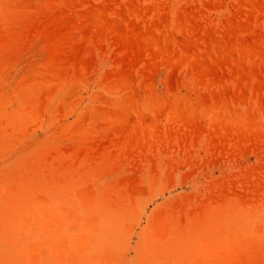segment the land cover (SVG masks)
<instances>
[{
  "label": "rangeland",
  "instance_id": "374dc122",
  "mask_svg": "<svg viewBox=\"0 0 264 264\" xmlns=\"http://www.w3.org/2000/svg\"><path fill=\"white\" fill-rule=\"evenodd\" d=\"M32 1L0 6V264H263L264 0Z\"/></svg>",
  "mask_w": 264,
  "mask_h": 264
},
{
  "label": "bare ground",
  "instance_id": "6f19581e",
  "mask_svg": "<svg viewBox=\"0 0 264 264\" xmlns=\"http://www.w3.org/2000/svg\"><path fill=\"white\" fill-rule=\"evenodd\" d=\"M4 1L6 2V0H0V6H1V4H2ZM33 1H34V0H33ZM33 1H32V2H33ZM158 1H159V0H158ZM176 1H177V0H176ZM17 2H18V1H17ZM17 2H16V3H17ZM20 2H21V0H20ZM150 2H151V1H150ZM152 2H153V1H152ZM155 2H156V1H155ZM167 2H168V1H167ZM167 2H166V3H167ZM252 2H253V5H255L254 3H256L257 1L254 2V0H252ZM21 3H23V2H21ZM43 3H44V2H43ZM128 3H129V2H128ZM248 3L250 4V1H249V0H248ZM27 4L29 5L28 2H27ZM27 4H26V5H27ZM37 4H38V3H37ZM148 4H149V3H148ZM158 4H159V3H158ZM167 4H168V3H167ZM177 4H178V3H177ZM180 4H181V3H180ZM8 5H9V4H8ZM16 5H17V4H16ZM18 5H19V4H18ZM21 5H22V4H21ZM41 5H42V4H41ZM149 5H151V4H149ZM251 5H252V4H251ZM23 6H24V5H23ZM37 6H38V5H37ZM147 6H148V5H147ZM164 6H166L165 3H164ZM180 6H182V5H180ZM139 7H140V8H138V10H141V6H139ZM176 7H177V6H176ZM152 8H153V7H152ZM169 8H170V7H169ZM169 8H168V9H169ZM38 9H39V8H38ZM41 9H42V7H41ZM158 9H159V6H158ZM37 11H38V10H37ZM143 11H144V10H143ZM151 11H152V10H151ZM182 11H183V10H182ZM27 12H28V11H27ZM41 12H42V11H41ZM137 12H138V11H137ZM173 12H174V8H173ZM176 12H177V11H176ZM22 13H23V12H22ZM33 13H34V11H33ZM42 13H43V12H42ZM146 13H147V12H146ZM19 14H21V13H19ZM26 14H27V13H26ZM34 14H35V13H34ZM29 15H30V14H29ZM152 15H154V14H152ZM164 15H165V14H164ZM170 15H171V14H170ZM187 15H188V14H187ZM187 15H186V16H187ZM14 16H15V15H14ZM14 16H13V17H14ZM25 16H26V15H25ZM27 16H28V14H27ZM166 16H167V15H166ZM178 16H179V14H178ZM0 17L2 18L1 13H0ZM29 17H30V16H29ZM31 17H32V16H31ZM160 17H161V14H160ZM174 17H175V16H174ZM179 17H180V16H179ZM188 17H189V16H188ZM188 17H186V18H188ZM7 18H8V17H7ZM7 18H6V19H7ZM43 18H44V17H43ZM165 18L167 19V17H165ZM165 18L162 17V18H160V19H161V20H162V19L165 20ZM172 18H173V17H172ZM189 18H190V21H191V24H192L193 22H192V20H191V17H189ZM22 19H23V18H22ZM22 19H21V20H22ZM33 19H34V16H33ZM33 19H32V20H33ZM104 19H105V18H104ZM104 19H103V20H104ZM4 20H5V19H0V33L2 32V29H4V28H3L4 25H5V24H4ZM7 20H8V19H7ZM14 20H15V17H14ZM30 20H31V18H30ZM40 20H41V18H40ZM45 20H47V19H45ZM45 20L42 19V21H44V22H45ZM48 20H49V19H48ZM50 20H51V19H50ZM97 20L100 21L99 18H98ZM174 20H175V19H174ZM182 20H183V18L181 19V17H180L178 21L183 22ZM185 20H187V19H185ZM27 21H28V20H27ZM166 21H167V20H166ZM175 21H176V20H175ZM10 22H11V21H10ZM39 22H40V21H39ZM100 22H101V21H100ZM176 22H177V21H176ZM7 23H8V22H6V24H7ZM29 23H30V21H29ZM177 23H178V22H177ZM25 24H27V23H25ZM30 24H31V23H30ZM33 24H35V23H33ZM39 24H40V23H39ZM172 24H173V22H172ZM175 24H176V23H175ZM178 24H179V23H178ZM184 24H185V23H184ZM193 24H194V23H193ZM22 25H23V24H22ZM99 25H100V24H99ZM23 26H24V25H23ZM40 26H42V25H40ZM179 26H180V25H179ZM181 26H182V25H181ZM188 26H189V25H188ZM10 27H12V26H10ZM20 27H21V25H20ZM25 27H26V26H25ZM182 27H183V26H182ZM5 28H6V27H5ZM16 28H17V27H16ZM21 28H23V27H21ZM29 28H31V27H29ZM192 28H193V27H192ZM192 28H191V29H192ZM23 29H24V28H23ZM186 29H188V28H186ZM191 29H190V30H191ZM14 30H15V28H14ZM31 30H33V29H31ZM31 30H30V31H31ZM6 31H7V29H6ZM25 31H26V29H25ZM30 31H28V34H29V35H30V33H29ZM191 31H192V30H191ZM181 32H182V31H181ZM186 32H187V30H186ZM8 33H9V32H8ZM13 33H14V32H12V34H13ZM182 33H183V32H182ZM2 34H3V33H2ZM2 34H1V35H2ZM22 34H23V33H22ZM3 35H4V34H3ZM16 35H17V34H16ZM20 35H21V34H20ZM29 35H27V36H29ZM184 35H185V34H184ZM4 36H6V35H4ZM4 36L1 37V39H0V45H3L2 42H3V40H4ZM34 36H35V35H34ZM37 36H38V35H37ZM11 37H12V36H11ZM16 37L18 38V36H16ZM167 37H170V36L167 35ZM21 38L23 39L22 36H21ZM154 38H155V37H153V39H154ZM185 38H187V37H185ZM190 38H192V37L189 36V38L186 39V42L188 41V39L190 40ZM7 39H8V38H7ZM12 39H13V38H12ZM25 39H26V38H25ZM25 39H24V40H25ZM39 39H40V38H39ZM192 39H193V38H192ZM27 40H28V39H27ZM150 40H151V38L149 39V42H150ZM17 41H18V40H17ZM28 41H29V40H28ZM157 41H158V40H157ZM180 41H181V40H180ZM184 41H185V40H184ZM18 42H20V41H18ZM25 43H26V42H25ZM151 43H154V41L150 42L149 45H150ZM177 43H178V42H177ZM158 44H159V43H158ZM11 45H12V44H11ZM38 45H39V42H38ZM15 46H17V45H15ZM18 46H19V45H18ZM18 46H17V47H18ZM158 46H159V45H158ZM10 47H11V46H10ZM159 47H160V46H159ZM236 47H237V46H236ZM243 47H244V46H241L240 49H238V51H239V50H240V51H241V50H242V51H243V50L245 51L246 49H244L245 47H244V48H243ZM1 48H2V47H1ZM14 48H15V47H14ZM18 48H19V47H18ZM27 48H28V47H27ZM40 48H42V47H40ZM160 48H162V47H160ZM248 48H250V47H248ZM248 48H247V49H248ZM157 49H158V50H156V51H159V48H158V47H157ZM17 50L19 51V49H17ZM162 50H165V49H162ZM253 50H254V49H252L251 52L249 51V52H250L249 54H251V55L254 54V53H252ZM3 51H5V50H3ZM166 51H167V50H166ZM257 51H258V50H257ZM257 51H256V52H257ZM159 52H160V51H159ZM161 52L163 53V51H161ZM167 52H169V51H167ZM254 52H255V51H254ZM15 53H16V52H15ZM240 53H241V52H240ZM167 54H168V53H167ZM167 54H166V53L164 54V55L166 56V58L168 57ZM17 55H18V54H17ZM22 55H23V54H22ZM22 55H21V56H22ZM251 55H250V57H251ZM162 56H163V54H162ZM171 56H172V59H173L174 56L177 57V55H176L175 53L172 54ZM171 56H170L168 59H170ZM16 58H17V57H16ZM36 59H37V58H36ZM177 59H178V58H177ZM15 60H16V59H15ZM15 60H14V61H15ZM236 62H237V61H236ZM9 63H10V62H9ZM19 63H20V62H19ZM60 63H61V62H60ZM17 64H18V63H17ZM17 64H16V65H17ZM0 67H1V64H0ZM3 69H4V68H3ZM1 71H2V70H1ZM3 71H4V70H3ZM36 71H37V70H36ZM2 74H3V72H2ZM3 78H4V77H3ZM125 84L127 85V83H124V85H125ZM4 85H5V84H4ZM0 91H1V90H0ZM144 97H145V96H144ZM131 98H132V97H131ZM158 99H159V98H158ZM149 100H151V104L155 105V104H154V101H153L151 98H150ZM149 100H148V102H149ZM170 100H171V99H170ZM170 100L168 99V101H170ZM176 100H177V99H175V101H176ZM180 100H181V99H180ZM180 100L178 101V102H179L178 104H177V102H175L176 104H174V106H178V105L181 103ZM219 100H220V99H219ZM219 100H215V102H218V103H219ZM222 100H223V99H222ZM222 100H221V101H222ZM155 101H156V105H157V102L161 103V102H160V101H161L160 99H159L158 101H157V100H155ZM166 101H167V100H166ZM185 101H187V100H185ZM189 101H190V100H189ZM152 102H153V103H152ZM190 102H191L192 106H193L194 103H195V105H194L195 107L193 106L191 110H193V108H197V107L199 106V105H198L199 102H198V104H196L197 101L194 102V101L192 100V101H190ZM192 102H193V103H192ZM215 102L213 103V105H215ZM222 102H223V101H222ZM226 102H227V104H226ZM241 102H242V101H241ZM149 103H150V102H149ZM159 103H158V105H161V104H159ZM183 103H184V102H183ZM218 103H217V105H218ZM151 104H148V105L151 106ZM223 104L228 105V100L225 99V102H224V103H221L220 106L222 107ZM261 104H264V101H262ZM158 105H157V108L163 109L162 105L159 106V107H158ZM165 105H166V104H165ZM172 105H173V104H172ZM180 105H181V104H180ZM213 105L211 104L210 106L213 107ZM169 106H171V104H169ZM215 106H216V105H215ZM218 106H219V105H218ZM155 107H156V106H155ZM155 107H151V108L155 109ZM161 107H162V108H161ZM190 107H191V106H190ZM229 107H230V105H229ZM245 107L247 108V106H245ZM157 108H156V109H157ZM164 108H165V106H164ZM174 108H175V107H172V108H171V111H172V109H174ZM209 108H210V107H209ZM214 108H215V107H214ZM263 108H264V107H262V109H263ZM187 109H188V108H187ZM224 110H225V109H224ZM224 110H223V112H224ZM247 110H248V109H246L245 111H247ZM252 110H253V109H252ZM175 111H176V108H175ZM193 111H194V110H193ZM238 111H239V110H238ZM177 112H179V111H177ZM236 112H237V111H236ZM247 112H248V111H247ZM253 112H254V110H253ZM225 113H226V112H225ZM228 113H229V112H228ZM179 115H180V114H179ZM231 115H232V114H231ZM240 115H242V117H241V119L239 120V116H240ZM213 116H215V115H213ZM250 116H252V111H251V115H250ZM177 117H178V114H177ZM180 117H182V116H180ZM252 117H253V116H252ZM252 117H249V115H247L246 113H245V114H242L241 112H238V113L232 115V116L230 117V119L233 120L234 122H236V123H234V124H237V125H239V127L241 126V128H243V129L241 130L242 132H247V131L250 130V126H251V125H252V126H253V125L255 126V125L258 124V122H259V121H256L257 123L254 122V121H255V120H254L255 118L253 119ZM252 126H251V127H252ZM254 126H253V127H254ZM256 128H257V129H256ZM256 128H255V130H258V129L260 128L259 125H257ZM262 128H263V131H264V127H262ZM259 130H260V129H259ZM130 132H131V130H130ZM239 132H240V131H239ZM239 132H237V133H239ZM249 132H250V131H249ZM135 133H136V132H135ZM256 133H258V131H256ZM256 133H255V136H256ZM259 133H260V131H259ZM259 133H258V134H259ZM131 134H132V132H131ZM244 134H246V133H244ZM252 134H253V133H252ZM261 134H263V132H261ZM132 135H133V134H132ZM259 135H260V134H259ZM233 136H234V135H233ZM241 136H242V135H241ZM245 136H246V135H245ZM255 136H254V137H255ZM262 136H263V135H262ZM236 137H237V136H236ZM239 137H240V135H239ZM129 138H131V137H129ZM237 139H238V138H237ZM262 139H264V137H263ZM131 140H132V143H133V142H134L133 139H131ZM136 141H137V140H136ZM260 172H261V171H260ZM260 184H261V183H260ZM259 188H260V187H259ZM89 191H91V189H90ZM89 191H88V193H89ZM235 193H236V192H235ZM86 194H87V193H86ZM93 194H94V193H93ZM90 195H91V194H90ZM91 196H92V195H91ZM43 198H44V197H43ZM46 198H47V197H46ZM42 201H43V200H42ZM50 202H51V201H50ZM57 203H59V202H56V204H57ZM53 204H54V203H53ZM59 205H60V204H59ZM52 206H53V205H52ZM64 206H65V205H64ZM262 206H263V205H262ZM50 207H51V206H50ZM60 207H62V206H60ZM65 208H67V207H65ZM65 208H64V209H65ZM48 209H49V208H48ZM51 209H52V207H51ZM58 209H59V207H58ZM262 209H263V207H262ZM53 210L56 211L55 208H54ZM66 210H67V209H66ZM69 210H70V209H69ZM69 210H68V211H69ZM58 211L61 212L60 210H58ZM71 211H72V210H71ZM40 212H41V211H40ZM72 212H73V211H72ZM70 213H71V212H70ZM71 214H72V213H71ZM40 215H42V214H40ZM35 216H36V215H35ZM57 216H58V215H57ZM60 216H61V215H60ZM75 216H77V215L74 214V217H75ZM61 218H62V217H61ZM69 219H70V218H69ZM72 219H73V218H72ZM73 221H74V219H73ZM74 222H75V221H74ZM63 224H64V223H63ZM61 228H62V227H61ZM254 231H255V230H254ZM258 231H259V230H258ZM255 232H256V231H255ZM259 232H260V231H259ZM242 234H243V233H242ZM251 234H252V233H251ZM243 235H244V234H243ZM247 235H248V234H247ZM251 236H252V235H251ZM253 237H254V236H253ZM246 239H247V238H245V240H246ZM250 239H251V238H250ZM252 239H254V238H252ZM256 240H258V239L256 238ZM250 241H251V240H250ZM253 241H254V240H253ZM257 243H258V242H257ZM244 244H245V243H244ZM258 244H259V243H258ZM258 244H257V245H258ZM261 244H262V243H261ZM236 245H237V244H236ZM224 246H225V245H224ZM259 247H260V245H259ZM220 248H221V247H218V250H219ZM228 248H229V247H228ZM222 249H223V248H222ZM260 249H261V251H262V248H259V251H260ZM224 250H225V249H224ZM229 250H230V249H229ZM66 251H67V249H66ZM257 252H258V250H257ZM263 252H264V251H263ZM254 253H255V252H254ZM221 254H222V252H221ZM255 254H256V253H255ZM253 255H254V254H253ZM253 255H252V256H253ZM258 255L260 256L261 254L258 253ZM225 256H226V255H225ZM225 256H224V257H225ZM255 256H256V255H255ZM261 256H262V255H261ZM256 257H257V256H256ZM256 257H255V258H256ZM229 258H230V257H229ZM229 258H228V259H229ZM255 258H254V259H255ZM258 259H259V258H258ZM263 259H264V258H263ZM263 259H262V260H263ZM242 260H243V259H242ZM255 261H257V260H255ZM257 262H258V261H257ZM262 262H263V261H262ZM263 264H264V263H263Z\"/></svg>",
  "mask_w": 264,
  "mask_h": 264
}]
</instances>
